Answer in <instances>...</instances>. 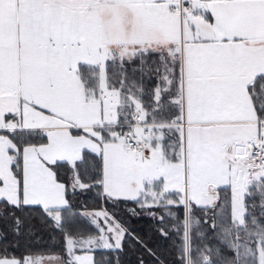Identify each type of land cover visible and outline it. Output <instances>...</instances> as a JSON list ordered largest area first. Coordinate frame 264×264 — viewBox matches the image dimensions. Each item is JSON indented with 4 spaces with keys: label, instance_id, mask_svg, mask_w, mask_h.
Instances as JSON below:
<instances>
[{
    "label": "snow or ice",
    "instance_id": "snow-or-ice-1",
    "mask_svg": "<svg viewBox=\"0 0 264 264\" xmlns=\"http://www.w3.org/2000/svg\"><path fill=\"white\" fill-rule=\"evenodd\" d=\"M121 208L264 264V0H0V264H164Z\"/></svg>",
    "mask_w": 264,
    "mask_h": 264
},
{
    "label": "trees",
    "instance_id": "trees-1",
    "mask_svg": "<svg viewBox=\"0 0 264 264\" xmlns=\"http://www.w3.org/2000/svg\"><path fill=\"white\" fill-rule=\"evenodd\" d=\"M91 199H85L83 197L77 199L75 203L79 206L85 204L88 208H99L101 204L95 199L93 194H88ZM111 210V208H109ZM137 212L141 214L139 216H132L130 213L121 208L118 212V219L124 224L125 227L137 237L144 241L149 248H151L159 257L164 260V264H174L175 255L174 250L171 247L170 241L165 240L160 237L156 231V221L153 220L146 214V210L142 211L137 208ZM51 230H46L43 232L38 239L35 241H30L34 247L47 248L53 243L59 244L60 237L57 235L55 239L49 238V232ZM130 243L134 244V241ZM23 251V249H21ZM143 254L146 264H154L153 258L147 253H144V250L136 245L135 248L125 247V254L121 257L122 264H138L137 256L138 254Z\"/></svg>",
    "mask_w": 264,
    "mask_h": 264
}]
</instances>
